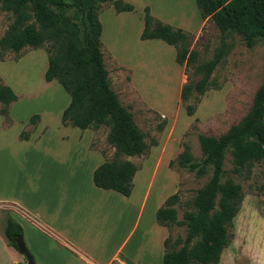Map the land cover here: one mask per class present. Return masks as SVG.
<instances>
[{
    "label": "trees",
    "instance_id": "1",
    "mask_svg": "<svg viewBox=\"0 0 264 264\" xmlns=\"http://www.w3.org/2000/svg\"><path fill=\"white\" fill-rule=\"evenodd\" d=\"M193 1L199 17L210 19L218 31L211 58L198 60L197 50L190 48V33L154 18L147 7L143 8L139 34L142 40L159 39L171 45L174 61L183 65L184 71L191 69L179 90L186 115H191L195 107L194 103H185L188 98L196 101L207 89L217 87L212 71L228 50L229 36L238 35L248 47L264 40V0ZM102 3H109L116 12L133 9L123 0H0V9L11 15L0 35V61L8 53L15 60L26 49H44V80L57 81L69 97L60 123L79 129L106 127V141L113 153L92 170L93 185L128 196L138 167L122 156H140L148 145L110 86L99 38ZM17 98L0 80V114L5 127L11 123L9 106ZM38 118V114H32L28 122L34 125ZM28 134L21 130L18 137L25 139ZM197 142L199 158H193L183 143L169 166L176 163L197 178L208 174L206 180L185 202L187 208L181 219L176 218L174 207L179 200L177 191L165 197L154 212L155 222L167 230L172 224L185 226L184 237L172 239L167 233L163 239L162 264H216L228 244L227 228L242 199L241 186L233 177H247L253 163L264 157V66L260 83L240 119L218 136L198 133ZM226 154L230 156L228 169L224 168ZM1 232L14 249L15 239L24 243L20 224L9 215Z\"/></svg>",
    "mask_w": 264,
    "mask_h": 264
},
{
    "label": "rangeland",
    "instance_id": "2",
    "mask_svg": "<svg viewBox=\"0 0 264 264\" xmlns=\"http://www.w3.org/2000/svg\"><path fill=\"white\" fill-rule=\"evenodd\" d=\"M123 1L133 6L129 13L135 15V18L139 16L138 22L141 27L144 7H147L149 14L158 20L163 18L183 23L187 27L182 28L165 22L190 33V48L197 50L198 60L211 58L218 43V31L210 19L199 17L193 0L190 1L198 15L197 18L194 16L195 13L191 14L192 7L189 0ZM109 6L112 7L109 3H102L101 11ZM114 12L118 13L115 10ZM10 19V13L0 9V35L6 29ZM102 20L104 28L112 36L109 39L113 49L119 53L126 64L130 65L128 67L119 63L100 40L103 62L110 86L117 94L120 103L128 108L148 145L144 154L130 156L131 158L122 156V158L127 159L126 157H128L137 165V170H140L145 163L149 164V171L155 173L154 175L163 174V167H166V178L172 177L173 180L170 194L177 191L179 195V200L174 204V207L176 208V218L181 219L182 211L187 208L185 202L190 200L194 191L204 183L208 174L197 178L193 172L177 166L176 163L169 166V161L180 151L183 143L188 145L193 158H199L198 133L218 136L246 112L252 95L261 80L264 66V40H257L251 47H248L238 35L229 36L226 39L228 50L223 60L212 71V77L215 79L217 87L207 89L196 101L192 96L188 98L185 103H194L195 107L191 115H186L184 105L179 99V90L191 69L184 71L183 65L174 61L173 47L161 40H149L147 43V40L139 38L140 32L137 36L135 35L133 25L129 23L115 22L112 19H105L104 16L100 21ZM134 24L137 23L134 21ZM28 50L30 49L24 50L15 60L12 59L13 54L8 53L6 59L3 60V65L0 66V71L4 75L3 79L6 78V81L11 82L20 90L19 94L14 93L18 96L19 103L22 104L18 112L11 113L12 119L9 117L11 123L8 126L5 127L1 123L2 127L9 128L4 133L0 132V227L4 218L14 208L11 204L4 202L5 198L17 187L18 173H23L26 175L27 181H32V173L35 171L36 149L41 147L36 143L38 140L32 139L35 141L27 142L24 145H19L16 141L28 140L31 137V132L39 118L34 125H31L28 122L29 116L37 114L36 109L43 110L42 108L46 104L45 98L52 94L51 97L56 101V106L53 103L52 111H55L64 100L65 103L68 102V94L58 84L60 92L64 94L62 100L59 96L57 98V90L48 96L42 95L46 89L41 73L46 61V53L43 48H34L36 53L25 57L18 66L10 62L17 61ZM0 80L3 81L1 77ZM21 93H25V95L21 97ZM37 94H39L38 97H36ZM27 113L26 125L21 130L29 134L27 138L20 139L18 134L17 137L16 134H13L15 131L12 128L13 120H22L24 118L21 117ZM15 124H19V122ZM48 127L50 131H55L56 126L52 118L48 121ZM89 130L93 134L89 146L98 149L103 159H110L113 148L106 141V127L89 128ZM25 150L29 152V157L23 155ZM31 166L34 170L30 169ZM229 167L230 156L226 154L224 168L228 169ZM233 178L241 186L242 199L234 220L232 219L231 225L227 228L229 235L227 245L236 243L239 250L243 248L245 240L236 236L237 223L239 220L243 221L242 217L249 215L253 218L249 219L247 224L245 221L241 222V225L244 226L241 229L250 233V239L246 244L247 254L252 257L256 251L254 246L264 241V232L262 235L260 232L264 228V219L260 217L264 216V157L253 163L247 177L234 176ZM132 186L136 187L134 196H139L141 185L137 183ZM167 233L172 239L182 238L185 234V226L172 224ZM11 248L15 253L13 264H25L24 258L16 249ZM27 249L31 254L29 248ZM6 258V252L0 247V264H5ZM244 262L247 264L245 259Z\"/></svg>",
    "mask_w": 264,
    "mask_h": 264
},
{
    "label": "crops",
    "instance_id": "3",
    "mask_svg": "<svg viewBox=\"0 0 264 264\" xmlns=\"http://www.w3.org/2000/svg\"><path fill=\"white\" fill-rule=\"evenodd\" d=\"M189 2L191 14L195 13L197 18L192 2ZM103 16L105 19L133 25L136 36L142 28L138 22L139 16L135 18L129 11L115 13L111 6L98 13L99 22L102 23L100 40L119 63L129 67L113 49L109 39L112 36L104 28L103 20L100 21ZM160 20L182 28L187 27L179 21ZM144 40L148 43L149 40L159 39ZM34 53L36 52L30 49L17 61L10 62L18 66L25 57ZM1 65L3 61H0ZM46 65L45 61L42 74ZM3 76L0 71L2 82L19 94L20 90L6 81V78L3 79ZM44 84L46 89L42 92L43 96L57 90L56 96L62 100L64 94L60 92L57 81H45ZM21 94V97L25 95ZM51 96L53 94L45 98L43 110H35L39 120L31 137L28 140H16L19 145L38 140L36 143L41 146L36 149L32 181H27L26 175L18 173L17 187L4 202L14 207L9 216L20 224L23 241L31 251L35 264H162L163 239L167 235V229L155 222L154 212L171 192L173 180L172 177L166 178V167H163V174L156 175L150 173V165L146 163L135 171L132 184L141 185L140 195L137 197L134 196V186L128 196L95 187L91 181V173L103 161V156L98 149L89 146L93 138L92 131L89 128L62 125L60 115L68 102L65 103L64 100L52 111L56 101ZM18 100L19 98L10 104L9 117L13 111L18 112L20 109L22 104ZM21 118L24 119L13 120V127L10 126L15 129L13 134L16 137L26 125L28 113ZM51 118L55 122V131H50L48 127ZM2 120L3 116L0 114V132L4 133L9 127H2ZM23 155L29 157V152L25 150ZM30 169L34 170L33 166ZM260 217L264 219V216ZM251 218L253 217L249 215L244 216L243 221L239 220L237 223L236 236L245 240L243 248L239 250L238 244L234 242L223 247L216 264H245L244 259L247 264H264V241L254 246L256 251L252 257L247 254L246 243L250 239V233L241 229L244 227L241 222L245 221L247 224ZM260 232L262 235L264 228ZM0 247L7 254L5 264H13L15 253L7 245L1 227Z\"/></svg>",
    "mask_w": 264,
    "mask_h": 264
},
{
    "label": "water",
    "instance_id": "4",
    "mask_svg": "<svg viewBox=\"0 0 264 264\" xmlns=\"http://www.w3.org/2000/svg\"><path fill=\"white\" fill-rule=\"evenodd\" d=\"M16 250L24 258L25 264H35V261L26 246L20 239H15Z\"/></svg>",
    "mask_w": 264,
    "mask_h": 264
}]
</instances>
